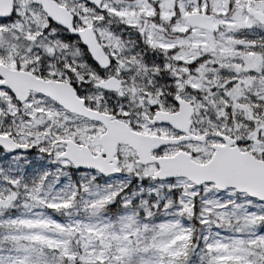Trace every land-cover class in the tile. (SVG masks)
I'll return each instance as SVG.
<instances>
[{
	"label": "snow or ice",
	"instance_id": "snow-or-ice-1",
	"mask_svg": "<svg viewBox=\"0 0 264 264\" xmlns=\"http://www.w3.org/2000/svg\"><path fill=\"white\" fill-rule=\"evenodd\" d=\"M0 264H264V0H0Z\"/></svg>",
	"mask_w": 264,
	"mask_h": 264
}]
</instances>
